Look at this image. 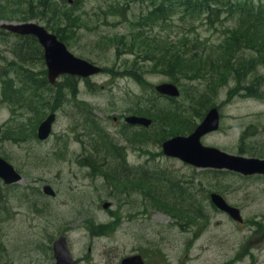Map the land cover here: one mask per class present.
Segmentation results:
<instances>
[{"label":"rangeland","instance_id":"374dc122","mask_svg":"<svg viewBox=\"0 0 264 264\" xmlns=\"http://www.w3.org/2000/svg\"><path fill=\"white\" fill-rule=\"evenodd\" d=\"M82 1L83 8L78 11L81 14L101 18L104 22L102 28L104 33L93 35L79 31L69 42L71 51L103 67H121L136 63L139 60L138 55L131 52L119 55L112 41L132 35L134 25L137 26L136 18L139 16V11L146 8L142 0ZM48 2L0 0V7L8 18V20H0V26L12 21H26L28 15L36 13L37 17L41 18V9ZM56 2L63 5V0ZM113 9L118 11L112 12ZM72 11L74 12L73 9ZM177 18L171 20L172 27L168 33H162L158 27L145 30L150 37L156 36L154 38L166 34L175 38L179 33L203 43L223 39L222 35L217 34L213 27L204 23L201 18L191 23ZM39 22L45 24L47 20L43 19ZM191 47L201 51L206 46L190 45ZM135 59L137 60L134 61ZM257 68L259 73L264 75V69L259 67L258 62L255 69ZM134 73L141 75L138 71ZM143 74H146L148 81L142 84L132 78L118 76L113 78L110 74L94 77L90 83L81 82L75 102H86L90 109L94 110L105 132L116 136L119 128L113 119L119 118L121 125L127 111L131 113L140 110L138 103L149 98L153 85L168 81V78L162 74L148 71ZM228 82V86L220 89L217 99L223 115L221 130L205 138L204 141L207 145L240 154L239 141L244 129L250 123L264 126V96L257 98L252 90L239 94L243 89L241 87L233 90V98L228 100L229 86L235 84L234 77L232 76ZM65 98L68 102L71 101L68 94ZM2 99L0 136L4 142L0 147L3 148L0 153L24 177L21 183L12 186L14 188L1 186L2 191L7 192L11 207L8 219L6 221H4L5 217L0 219L3 242V247H0V260L4 259L3 262L6 264H55L52 245L62 234L68 237L71 251L79 264H120L122 257L134 253L136 249L141 248L144 253L149 254L150 248L156 247L157 244L166 264H249L247 246L250 242L253 244L252 249H256L254 259L257 260L261 254L259 262L264 264V238L251 239L255 231L252 222L264 221V181L244 180L237 175L231 177L223 175V183L219 186L208 173L192 170L190 166L178 160L162 158L161 149L157 144L140 145V153L139 148L135 152L131 150L129 154L131 162L143 163L150 158L184 178H187V175L199 174V180L205 186V191L224 193L230 203L242 209L246 221L242 224L234 223L229 217L216 214L210 209L209 221L206 224L199 221L200 226H198L199 224L194 225L182 220L181 222L186 224L181 227L175 223L172 216L155 211L150 206L145 213H139L143 209L138 204L142 201L147 203L143 195L144 191H141L140 194L130 195L127 198L131 208L128 211L136 213L134 222L128 223L122 220L120 211H116L115 217L119 226L109 230V235H98L94 232L100 231L98 224L112 222V215L110 217L103 208L104 202H113V210H118L120 201L117 202V197L114 198L109 194L103 186L101 176L91 180L87 174V166L76 159L84 154L85 148L90 145L89 129H86L88 123H84L83 116L77 109L75 111L71 108L65 100L62 107L57 106L60 109L56 110L57 120L53 135L48 141L41 143L34 137L22 143L8 140L4 137V131L7 128H19L23 117L21 108L26 101L20 103L10 95ZM162 106L164 105H157V107ZM32 108L28 105L25 107L28 127L25 128L24 134H32L33 124L39 118V116L33 117V113L30 112ZM259 136L261 144L264 145V133ZM46 184L51 185L57 192L56 198L40 196V199H36L39 194L35 193L33 188L41 190ZM26 190L31 194L25 196ZM179 215L181 214L178 213L177 216ZM91 218L95 220L94 224ZM87 225H90V229L86 228ZM259 229L264 231V222L260 223Z\"/></svg>","mask_w":264,"mask_h":264},{"label":"water","instance_id":"95a60500","mask_svg":"<svg viewBox=\"0 0 264 264\" xmlns=\"http://www.w3.org/2000/svg\"><path fill=\"white\" fill-rule=\"evenodd\" d=\"M10 28L20 33L33 32L40 37L41 42L45 45L47 50L46 57H47L48 65L50 67L52 78L64 72H69L73 74L79 73L84 76H88L90 74L99 71L90 64L74 58L67 51L65 45L59 43L55 36L49 35L43 28H37L34 25H26L20 27L11 26ZM159 90L165 94H170L173 96L179 95V92L176 89V87L172 85H164L162 87H159ZM135 121L141 122V120H135ZM145 123L148 124L147 122ZM218 123H219V118L217 112H211L207 117V119L205 120V122L199 127V129L196 131L194 135H192L189 138H179L168 142L165 145L166 152L172 153L173 151H177V153H173V154L182 157H184L183 156L184 153H188L196 157L206 156L209 158H218L220 160L226 161V164H229L231 167L234 165L245 167L247 164L251 162H255L256 164L251 166V168H253V167H259V164L264 163L258 160L249 161L238 157H231L215 149L203 148L202 145L200 144L201 136L205 132L211 129L212 130L216 129L218 127ZM0 175L5 177L8 182L20 180V176L15 174L12 168L2 160H0ZM234 212L238 214L237 211ZM237 214L234 215L237 216ZM237 218L240 219L239 217ZM56 252H57V257L59 259L58 264H73L64 238L56 244ZM135 259H140V258L139 257L129 258L124 261V264H131V261Z\"/></svg>","mask_w":264,"mask_h":264},{"label":"trees","instance_id":"16d2710c","mask_svg":"<svg viewBox=\"0 0 264 264\" xmlns=\"http://www.w3.org/2000/svg\"><path fill=\"white\" fill-rule=\"evenodd\" d=\"M166 1L167 3L165 4L167 8H169L170 3L167 0H163ZM212 5H216V6H220L222 7V10L224 13H227L229 16H234L235 19H240L241 21L243 20H247V21H252L254 23L257 24H264V3H250V2H240L237 0H210ZM191 7L193 9H201L205 7V2L204 0H191L190 1ZM49 5V4H47ZM46 5V6H47ZM51 6V5H50ZM53 11L55 12V9L53 8V6H51ZM163 10V7H159L157 8L156 12H161ZM63 38V37H62ZM234 45H236V43L233 42ZM242 49V48H241ZM240 49V50H241ZM156 61V59H155ZM157 62V61H156ZM197 63H199L200 65V61H196ZM157 64H159L157 62ZM168 64V65H167ZM163 63L161 65H163L164 67L167 66L168 68H170L171 70L173 69H177V68H182L181 70L184 71H189L187 69H183V68H189L194 66L193 62H185V61H181L180 59H177L176 57H174V59L171 62H167ZM202 64V63H201ZM208 64L204 63L201 69L207 68ZM235 66L232 65V68H234ZM47 86H49L47 84ZM50 88H53L51 86H49ZM70 88L72 89L73 93H76L77 91V87L76 84H71ZM200 96V100H198L196 97L191 98L190 99V103H189V110H188V131L192 130L195 126H196V122L198 119H202L204 117V112L202 113H195L193 112V106L194 108L196 107V105H201V107L206 110L207 109V105H209V103L211 102L209 99V96H207L206 94H199ZM173 129H175V132L178 130L176 129V127H173ZM183 129H180L178 132L174 133V134H182ZM165 139V138H163ZM142 181V180H141ZM165 181L168 183H173L172 180L170 178H165ZM143 183H145L144 181H142Z\"/></svg>","mask_w":264,"mask_h":264}]
</instances>
